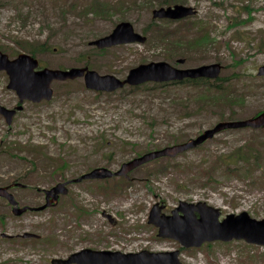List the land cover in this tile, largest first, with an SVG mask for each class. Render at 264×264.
Segmentation results:
<instances>
[{"label":"rangeland","instance_id":"obj_1","mask_svg":"<svg viewBox=\"0 0 264 264\" xmlns=\"http://www.w3.org/2000/svg\"><path fill=\"white\" fill-rule=\"evenodd\" d=\"M130 1L0 0V49L15 58L33 55L24 48L27 44L44 43L33 55L41 66H88L121 79L152 61L179 67L221 63V84L228 87L224 95L232 101H218L214 90L189 82H148L108 92L87 88L84 77L55 80L51 100L24 101L11 124L0 114V186L26 184L11 188L20 205L39 206L43 190L59 181L96 167L115 171L124 162L185 142L220 121L247 119L264 109V75H258L264 65V0L179 1L197 13L158 33L152 32L160 26L153 10L160 2L149 8L147 0L135 6ZM249 13L253 19L244 22ZM153 20L158 21L153 25ZM122 21L131 22L147 41L102 49L90 45ZM234 24L239 25L231 28ZM205 33L217 41L208 39L200 46L197 40ZM163 34L170 40L159 38ZM173 35L177 39L172 40ZM9 80L7 72L0 71V103L13 108L20 98L8 88ZM230 103L241 106L223 105ZM239 152H255L264 163V128L225 129L196 148L135 168L128 178L71 183L56 205L40 211L15 215L0 197V264H53L54 257L65 258L83 248L180 249L183 264H264V247L233 240L186 248L158 236V228L148 222L158 201L167 205L166 213L187 201L218 207L222 217L245 210L264 218V164L251 169L246 164L251 158H238ZM230 155L239 161L227 163ZM25 231L41 237L16 236Z\"/></svg>","mask_w":264,"mask_h":264},{"label":"water","instance_id":"obj_2","mask_svg":"<svg viewBox=\"0 0 264 264\" xmlns=\"http://www.w3.org/2000/svg\"><path fill=\"white\" fill-rule=\"evenodd\" d=\"M196 12L197 10L193 6L178 3L155 8L153 18L179 20L193 16ZM146 40L147 37L136 31L131 22L122 21L115 26L111 33L91 41L90 45L102 49L119 44L144 43ZM184 62L183 59L178 60L180 64ZM39 65V60L31 54L20 53L17 57L10 58L7 53L0 50V71L7 72L10 78L8 88L16 90L20 98V104L14 108L0 104V113L5 116L9 124L12 123L17 111L23 109L22 103L25 100L33 102L51 100L54 95L52 87L54 80L64 81L84 77L87 88L112 92L126 85L136 86L146 82H168L186 78L216 79L223 70L221 63L178 67L167 61H152L132 68L128 75L121 79L115 75L100 74L88 66L38 69ZM258 75H264V65L258 68ZM245 127L254 129L264 127V110L247 119L220 121L185 142L153 150L124 162L117 171L107 167H97L74 181L104 179L113 176L129 177V172L147 162L160 157H174L196 148L225 129ZM69 182L71 181L59 182L44 189L46 202L40 206H21L14 193L10 191V185L0 186V197L8 200L15 215H22L29 210L39 211L57 204L60 195L68 193ZM13 185L25 186L19 182L13 183ZM165 208V203L156 202L150 210L148 222L158 228V236L173 238L183 247H200L206 242L233 240H243L249 244L264 246V218H255L248 211L228 213L221 219V209L208 205L206 202L180 201L169 214L164 212ZM20 236L32 238L40 235L26 231ZM179 256L180 249L167 251L143 249L137 252H122L83 248L65 258L54 257L51 262L53 264H183Z\"/></svg>","mask_w":264,"mask_h":264},{"label":"trees","instance_id":"obj_3","mask_svg":"<svg viewBox=\"0 0 264 264\" xmlns=\"http://www.w3.org/2000/svg\"><path fill=\"white\" fill-rule=\"evenodd\" d=\"M138 1L139 0H132V1H130V6L131 5H134L135 6V4L136 3H138ZM156 1H159L160 3H159V6H169V5H173V4H177V2H185L186 0H147L146 2H147V4H149V8H153V7H155L156 5H157V2ZM167 4V5H166ZM151 5H153V7L151 6ZM253 19V16H251V13H249V17H248V19H246V20H244V22L245 21H247V20H249V21H251ZM158 20H153L152 21V23H153V25L157 22ZM181 20H179V21H172V20H166V19H163V20H160V26H156L153 30H152V32H160L161 30H165L164 29V26L165 25H169V24H172V23H177V25H179L181 22H180ZM240 23L241 22H243V21H239ZM239 24H234V25H232V27L231 28H235V27H237ZM159 38H162L163 40L165 39V40H170V38H169V36L167 35V34H163V36H159ZM175 39H177V36H174L173 35V37H172V40H175ZM208 39H211V40H214L215 42L217 41V39H216V37H212L211 36V34L210 33H205V34H202L201 35V37L197 40V43H198V41H199V44H200V46H201V44H204V43H206L207 41H208ZM38 47H35V46H29L28 44L26 45V47H24L25 49H27L28 48V51L30 52V53H32L33 55H35V53H37L38 51H40L41 49V47H43V46H45V44L43 43V44H38L37 45ZM30 48V49H29ZM175 48H177V47H175V46H172V49H175ZM221 79H222V77H218L217 79H215V80H211V79H209V78H197V79H186V80H183V81H173L172 83H184V82H189V83H191L192 85H194L195 87L196 86H202V87H204L205 88V90L207 89V88H209V89H211V90H214V94L215 95H217V97H216V100H228L229 102H231L232 100H230L229 99V96L228 95H224V91L226 92V89L228 88H225L221 83ZM154 86H165V85H168L169 83L168 82H163V83H152ZM145 85H148L147 83L145 84ZM139 87V86H138ZM205 90H203V92H205ZM203 95H205V94H203ZM224 106H227V107H230L231 109L233 108V107H235V106H241V105H234V104H232V103H230V104H223ZM262 110H260V111H258L257 113H256V115L258 114V113H260ZM257 153H255V152H248V153H243V155H241V152H239V155H238V158H240L239 156H243V157H245V159H249V158H251V162H248V163H246L247 164V166L248 167H250L251 169H255V168H257V167H260V166H262L264 163H261V162H258L257 161V155H256ZM237 157L236 156H234V155H230L229 157H228V160H225V161H227V163H231V162H236V161H239V160H237L236 159ZM253 159V160H252ZM35 240H38V239H35Z\"/></svg>","mask_w":264,"mask_h":264},{"label":"flooded vegetation","instance_id":"obj_4","mask_svg":"<svg viewBox=\"0 0 264 264\" xmlns=\"http://www.w3.org/2000/svg\"><path fill=\"white\" fill-rule=\"evenodd\" d=\"M14 107H16V106H14ZM14 107H13V108H14ZM15 115H16V114H15ZM14 117H15V116H14ZM13 119H14V118H13ZM96 168H97V167H96ZM93 169H94V168H93ZM88 172H89V171H88ZM73 179H75V178H73ZM65 181H72V179H67V180L59 181V182H65ZM59 182H58V183H59ZM71 183H76V182H69L67 186L69 187L70 185H72ZM12 187H13V186H12ZM12 187H11V188H12ZM43 192H44V202H43L42 204H44V203L46 202V193H45V191H43ZM59 199H60V198H59ZM58 202H59V200H58ZM58 202H57V203H58ZM42 204H40V205H42ZM55 205H56V204H55ZM52 206H53V205H52ZM166 209H167V208H166Z\"/></svg>","mask_w":264,"mask_h":264}]
</instances>
